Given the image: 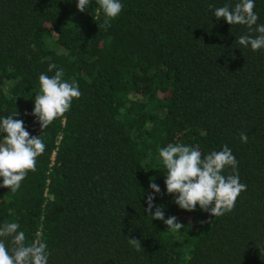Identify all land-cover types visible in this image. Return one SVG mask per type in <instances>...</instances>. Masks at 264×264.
Listing matches in <instances>:
<instances>
[{
  "label": "trees",
  "instance_id": "16d2710c",
  "mask_svg": "<svg viewBox=\"0 0 264 264\" xmlns=\"http://www.w3.org/2000/svg\"><path fill=\"white\" fill-rule=\"evenodd\" d=\"M76 2L0 0V118L17 112L46 146L15 193L0 187V224L46 242L48 264H264V49L241 46L258 33L209 7L238 0H121L107 30L97 0L85 12ZM254 2L264 24V0ZM61 68L82 95L41 132L38 78ZM170 143L232 149L247 185L232 211L174 203L159 156ZM149 194L185 227L153 219Z\"/></svg>",
  "mask_w": 264,
  "mask_h": 264
},
{
  "label": "clouds",
  "instance_id": "9594fccd",
  "mask_svg": "<svg viewBox=\"0 0 264 264\" xmlns=\"http://www.w3.org/2000/svg\"><path fill=\"white\" fill-rule=\"evenodd\" d=\"M90 2L77 0V10L85 12ZM97 3L105 15L100 27L107 30L124 6L121 0H97ZM209 7L214 8L217 20L223 18L229 25H244L249 33H258L255 37L251 34L240 36L238 43L241 46H250L253 51L264 49V24H257L259 17L254 11V0H238L234 6L225 4L214 7L210 4ZM53 69H56V65L50 63L48 71ZM38 79L40 91L35 94L31 114L36 117L42 132L57 117H63L72 101L81 97L82 92L77 81L64 79L62 68L51 76L41 73ZM17 115L16 112L14 116L0 118V133L3 134L0 143V177L3 182L0 187L8 188L12 193L19 189L29 171H35L37 157L46 147L41 135L32 136L23 120L14 119ZM239 138L242 143L248 142L246 132H241ZM159 156L166 170V191L175 196L174 203L185 211H194L199 206L212 217L223 216L233 210L237 197L247 189V185L240 182L238 161L227 144L219 151L204 155L198 147L170 143L159 149ZM229 168L232 171L227 173ZM149 188L152 193H160L159 186L154 182H150ZM154 198L152 194L147 196L145 209L153 219L162 220L170 231L185 227L175 216L165 219L162 206L153 205ZM19 229L18 222L0 224V264H48L47 243L41 239L29 243L25 232ZM128 243L136 251L144 250L138 239L128 238Z\"/></svg>",
  "mask_w": 264,
  "mask_h": 264
}]
</instances>
